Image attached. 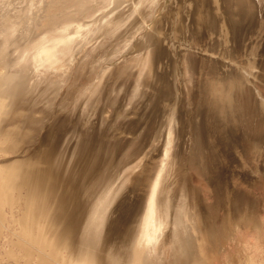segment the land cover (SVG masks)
<instances>
[{"label": "rangeland", "instance_id": "374dc122", "mask_svg": "<svg viewBox=\"0 0 264 264\" xmlns=\"http://www.w3.org/2000/svg\"><path fill=\"white\" fill-rule=\"evenodd\" d=\"M256 1L263 28L264 0ZM166 4L147 6L143 18L134 12V0H0V169L13 166L19 173L10 199L0 197V264H75L88 250L96 264H264V115L255 113L256 101L233 95L249 127L231 143L234 159L220 152L219 188L202 173L203 151L195 142L204 116L203 78L209 83L236 69L255 36L244 31L233 51L229 43L228 55L219 37L213 50L205 37L189 47L185 5ZM184 52L190 68L180 62ZM263 52V66L245 93L250 88L264 100ZM159 54L166 82L154 81L156 88L162 84L157 93L150 87L157 79L150 62ZM52 55H70L66 68L52 65ZM210 59L218 62L217 73H203ZM168 125L176 136L164 147L160 135ZM164 152L172 156L170 173L179 175L171 198L153 185L168 157ZM41 177L44 202H36ZM113 196L118 201L108 207ZM136 201L130 229L123 213V231H115L122 238L100 245L106 214L113 221ZM156 214L161 219L154 228H160L144 240L145 222ZM31 219L35 236L60 237L66 246L52 250L26 236Z\"/></svg>", "mask_w": 264, "mask_h": 264}, {"label": "bare ground", "instance_id": "6f19581e", "mask_svg": "<svg viewBox=\"0 0 264 264\" xmlns=\"http://www.w3.org/2000/svg\"><path fill=\"white\" fill-rule=\"evenodd\" d=\"M134 1L136 3V7H135L134 12L136 14L138 13L140 15V17H143V18H144L143 9L147 8V6H149L148 7L149 9H151V7H157L159 9H162V8L164 9L167 6L166 3L168 2V0H147L146 3L145 2L141 3L143 0H134ZM178 1L179 2L181 1V3H182L181 5L183 6V4H184L185 8H186L185 12L187 13V19L186 20L188 22V29H187L188 34H186L185 41H188L189 47H192V46L194 47V44H196L195 43L196 40L199 41V38L205 37V39H207V43H206V45L208 47L207 50H213L216 48V45L218 44V42L216 41V37H219L222 39L220 43L226 46L225 53L228 55L231 51H233L235 48H237L239 46L240 41L242 40V37H243L242 34L244 31L248 30L250 34H253V36H255L254 37L255 39L254 38L250 39L251 44L246 51V55L243 59L242 64H240L236 69L231 67L224 72L219 71L220 73H218V74L220 76H216V75L213 76V78L210 81L211 83L209 82L212 85L211 87L209 86L210 84L208 83L207 79L203 78L201 90L199 87V92L201 95L203 94L204 90H206V91L211 90L213 95H216L219 98L221 97L223 99H229V100L233 97L234 93L243 94L244 92H246L248 84L253 83L251 79L254 77H258V73L255 72L254 70L257 68L260 69L263 66V61L258 56H259V53L262 52V50H264V30H263L264 27L262 28L261 23L257 22L258 20L255 17V15H253V13L246 12V10L241 11L242 10L241 5L239 3H237V0H178ZM186 1H188V2H186ZM257 6L258 5H256L255 14L258 12ZM134 12H133V16H134ZM131 16H132V13H131ZM134 18H136V21H137L138 16L136 15V17H134ZM240 19H241V21H242V19L245 20V22H246L245 24L247 26L243 27L242 24L240 25V22H239ZM57 41L59 42V40H57ZM229 43H231V51L229 50V46H228ZM67 46H69V45H67ZM67 46H66V48H69ZM70 46H71V44H70ZM54 48H56V47H54ZM66 48L64 45V49H66ZM60 49H62V48H60ZM144 51H145V49H144ZM51 53H49V55ZM69 54H70V52H69ZM263 54H264V52H263ZM49 55L47 53L46 56H49ZM70 55H67L66 57L68 58V56H70ZM153 55H155V54H153ZM260 55H261V53H260ZM57 57H55V55H54V57H53V55H52V57H50L51 58L50 61H51L52 65L61 66L64 64V62L67 63V61H65L66 57L65 58H63L64 56H62V58H60V57L57 58ZM47 58H49V57H47ZM180 58H181L180 62L182 64H187V65L189 63V68H190V56H187V54L184 52L180 55ZM160 59H161V56L159 54L154 60L152 59L153 63L150 62V64H152V69H153L152 73H155L154 75H151V77L154 76L157 79L160 78L159 80L154 79V80H151V82H150L151 83L150 87L155 92H157L159 90L158 88L161 87V85H162V84H160V86L158 88H156L155 86L157 83L154 85L155 82H166L165 81L166 72L165 71L160 72V70L158 71V69H160V66H159ZM65 66H64V68H66ZM161 66H162V64H161ZM218 66H219L218 62L215 59H210L209 61H205L204 65H203V73H205V71H207V70L209 72H213V73L216 71V73H217V70H219ZM55 67H54V69H55ZM56 68H58V67H56ZM161 70H163V69H161ZM60 72H62V71H60ZM237 94H235V95H237ZM153 95H155V93L152 94V96ZM255 101L258 105L259 110L264 115V100L262 98L258 97V98H256ZM151 104L155 106V101L153 100L151 102ZM199 108H198V110H199ZM199 112H200V110H199ZM152 113L154 114V109H152ZM152 118L155 119L154 116H152ZM200 122H201V120H200ZM169 125H170V123H169ZM169 125L167 126V129L165 130V132H163V134L160 135L163 138V140H161L159 143H162V141H163L164 147L169 146L170 145L169 143H171L169 141H171L172 139H168L169 136H173V135L176 136V134H175L176 132H175L174 128L170 127ZM254 134H253V136H255ZM261 134H263V133L261 132ZM257 135H259V134H257ZM157 136L159 138V135H157ZM191 138H194V137H191ZM248 138H249V136H248ZM184 140H185V138H184ZM195 140L194 141L197 144H199V140L197 139V135H196ZM167 144H169V145H167ZM177 147H179V145ZM159 148H161V146ZM163 151H164V149H163ZM168 152H164V155H165V153H167L168 157H166V159L164 160L163 166L161 165L162 167L160 169L162 170V173L158 176L157 180L153 183V185L157 189V192L160 193L159 195H161V197H165V196L168 197L169 196L171 198V194L173 192L174 184H176L179 175H178L177 170H174L170 173L169 166L171 165V163H169V161L172 160L171 159L172 156ZM161 153H163V152H161ZM202 159H203V156H201V162H202ZM144 163H146V161H144V160L140 161V166L142 167L144 165ZM14 166H16V165H14ZM200 168L202 170L201 166H200ZM16 173H17V169H16V167H13V166L10 167L9 169H6V170L0 169V197L3 196L5 199H10L11 196L9 193L11 192L12 187L15 184L14 181H15ZM17 174H19V173H17ZM22 180L26 181L27 179L24 176V178ZM41 180H42V177L35 182L34 201H36V202H38V201L44 202V199H43L44 193L42 192L44 190L40 184ZM220 183H218V184H220ZM222 183H221V186H222ZM217 188H219V187L217 186ZM176 191H177V188H176L175 192ZM120 193H121V191H120ZM169 193H170V195H167ZM156 195H157V193L154 196H156ZM159 195H157V196H159ZM115 196L116 197L120 196L119 191ZM115 196H113L114 198L112 197V199L110 198V200H107V201H109L108 202L109 204L107 205L108 207L110 204L111 205L115 204V202L118 201V198H116ZM50 197L52 198V195L49 192L48 197H47L48 203L51 201ZM129 198H130V196H129ZM155 198L156 197H153V196L150 197L149 203L150 202L152 203ZM157 199H158V197H157ZM132 201H135V200H132ZM157 203H155V204H157ZM155 204L153 206H155ZM1 206L2 205L0 203V207ZM157 209L158 208H156V210ZM159 209H161V208H159ZM136 210H137V201L133 202V203L129 202L127 205H125L124 208L120 210L121 215L117 214L115 220H113V221H112L113 215L110 212H109V214H106L107 215L106 218L103 219V221H105V224H103L104 227L102 228V235H101V237L99 235V239L101 241L100 245L107 247L108 245H110V243H111V245L116 244L119 241V239H121L122 237L120 236L119 233H116L115 231L117 230V228L123 231V229H121L123 222L128 223V225H129L128 229H130V225H131V223H133V222H130V220L132 217L136 216V215L130 216V214H133V212H136ZM149 210H152V209H149ZM0 211H1V208H0ZM149 212H151V211H149ZM159 212H161V211H158L157 213L160 214ZM123 213L124 214L127 213L128 216H125V221L122 222L121 216ZM151 218L152 219L155 218V220H151ZM160 219H161V216H158L157 214L154 215V217L151 216L150 218H147V221L145 222L144 232H143V235H145L147 237H145L144 240L146 239V240L151 241L152 238L155 237L154 232H157V229L160 228V226L155 227V228H154V226L156 225V221L160 220ZM92 220H93V218H92ZM132 221H133V219H132ZM34 229H35L34 220L31 219V221L28 223V226L26 228L25 235L29 236L30 238L35 240L40 245L49 246L52 250H60L61 247L66 246L65 245L66 241H63L60 237L59 238H57V237L56 238L55 237L50 238V239H47V241H46L42 237L35 236L34 235ZM123 234H124L123 237L126 238L129 233L127 231V232H124ZM108 248H111V247L109 246ZM117 249H119V248H117ZM117 249L112 250V252L115 254V256L118 254V252H120ZM88 251L89 252H87V255L86 254L82 255L83 257L81 256L82 258H79L81 260L77 261L75 264H96L95 259H93V257L95 256L94 255L95 252L93 250H88ZM123 253H124V251H123Z\"/></svg>", "mask_w": 264, "mask_h": 264}, {"label": "water", "instance_id": "95a60500", "mask_svg": "<svg viewBox=\"0 0 264 264\" xmlns=\"http://www.w3.org/2000/svg\"><path fill=\"white\" fill-rule=\"evenodd\" d=\"M237 3L241 5V11L246 10V12L255 14L256 5H258L256 0H237ZM255 17L257 18V13ZM251 91L249 88L247 93L244 92L243 98L250 96L251 100H256L257 95ZM199 100H201L200 108L204 112V116L196 129L200 149L203 151L201 166L205 169V173L203 171L202 173L209 183L217 186L220 181V172L223 169L222 165H224L220 159V152L228 158L234 159L230 150L231 143L241 140L243 131L249 127V124L244 122L245 120L242 118L244 106L242 103L235 104L234 96L230 100L223 99L216 95L207 94V91L204 90L203 94H200ZM254 109L256 114L263 116L257 106ZM254 137L259 138L257 135ZM261 137L264 138V136Z\"/></svg>", "mask_w": 264, "mask_h": 264}]
</instances>
